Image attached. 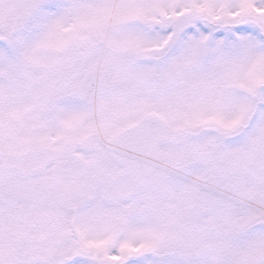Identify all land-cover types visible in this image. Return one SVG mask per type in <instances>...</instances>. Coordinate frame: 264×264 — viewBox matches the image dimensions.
Instances as JSON below:
<instances>
[{
    "label": "snow or ice",
    "instance_id": "6c2138e0",
    "mask_svg": "<svg viewBox=\"0 0 264 264\" xmlns=\"http://www.w3.org/2000/svg\"><path fill=\"white\" fill-rule=\"evenodd\" d=\"M0 264H264V0H0Z\"/></svg>",
    "mask_w": 264,
    "mask_h": 264
}]
</instances>
